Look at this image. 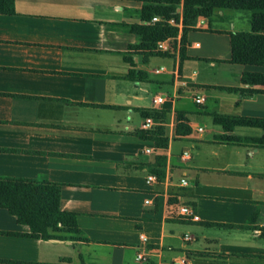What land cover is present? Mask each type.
I'll list each match as a JSON object with an SVG mask.
<instances>
[{
    "label": "crops",
    "instance_id": "crops-1",
    "mask_svg": "<svg viewBox=\"0 0 264 264\" xmlns=\"http://www.w3.org/2000/svg\"><path fill=\"white\" fill-rule=\"evenodd\" d=\"M237 13L248 27L201 19L195 31L250 32V13ZM150 22L132 0H15L14 14H0V175L61 183L60 207L77 213L87 238L33 237L0 207V264H264V129L214 119L264 120V83L242 80L264 66L201 59L192 31L182 60L183 23L174 57L146 56L123 26ZM194 59L214 76L184 75ZM132 69L141 75L130 78ZM185 205L198 220L180 213Z\"/></svg>",
    "mask_w": 264,
    "mask_h": 264
},
{
    "label": "trees",
    "instance_id": "trees-1",
    "mask_svg": "<svg viewBox=\"0 0 264 264\" xmlns=\"http://www.w3.org/2000/svg\"><path fill=\"white\" fill-rule=\"evenodd\" d=\"M142 2V19L150 22L153 16L163 19L182 15V36L179 55L182 60L187 55L188 33L195 30L201 19L212 21L221 10H244L250 13V32H230L231 63L239 65L264 66V0H132ZM15 0H0V14H14ZM122 27L119 24L115 27ZM123 27L134 33L140 40L132 49L145 51L146 56L174 57L178 51L177 36L179 26L165 20L149 24H126ZM167 41L169 50L159 51L158 43ZM131 62V58L126 57ZM141 75L132 69L130 78ZM242 80L247 83H264L263 73L245 72ZM232 89V88H227ZM179 126L185 120L178 113ZM216 122L225 128L234 125L259 126L264 129V120L259 118L232 117L214 114ZM180 131V130H179ZM160 143V142H159ZM62 184L49 180L46 176L37 178L9 177L0 175V207L17 217L21 224L29 225L33 237L81 238L87 240L78 226L77 213L61 209Z\"/></svg>",
    "mask_w": 264,
    "mask_h": 264
},
{
    "label": "rangeland",
    "instance_id": "rangeland-1",
    "mask_svg": "<svg viewBox=\"0 0 264 264\" xmlns=\"http://www.w3.org/2000/svg\"><path fill=\"white\" fill-rule=\"evenodd\" d=\"M234 17L233 22H230V19L227 20H220L217 16L213 17L211 24L212 27L217 29L220 28L225 31H231L239 29L241 26L248 27L250 23L246 18H238L239 14L237 12H246V11H231L225 10ZM245 32V31H244ZM189 41L199 42L201 44L200 47L192 48L191 52L194 53L197 57L208 58L214 57V55H220L223 58H231V49H230V38L228 32H210V31H203V30H194L190 35ZM201 59H194L184 63L183 65V74L187 76H192L193 72H200L204 73L205 71L211 72L212 77L214 76L215 67L209 65L206 62L208 60H201ZM187 94V98L182 99V103L186 104L187 107H193L194 102L192 101L189 91L185 92Z\"/></svg>",
    "mask_w": 264,
    "mask_h": 264
},
{
    "label": "built area",
    "instance_id": "built-area-1",
    "mask_svg": "<svg viewBox=\"0 0 264 264\" xmlns=\"http://www.w3.org/2000/svg\"><path fill=\"white\" fill-rule=\"evenodd\" d=\"M161 20H165L171 24H177L178 26H180L182 24V22L179 20L178 22L175 20V18H170V19H163L161 16H158V15H155L153 16V18L151 19V22H158V21H161ZM197 45L199 46V43H197ZM167 43L166 41H160L158 43V49H163V48H167ZM164 68H160V69H157L156 71L159 72L160 70H163ZM205 100V98L201 95H197L195 96V101L196 103H202L203 101ZM163 101V97H158L156 99V102H161ZM154 123V120L151 118V117H148L146 119V125L147 126H151L152 124ZM202 129V128H200ZM147 151H151L150 149H147ZM182 157L184 159H188L190 158V152L189 151H185L182 155ZM155 180H157V175L155 173H152L150 175L147 176V183H152L154 182ZM181 184H183L184 186H187L188 185V180L186 178H182L181 179ZM147 202H149V200H147ZM180 213L183 214V215H186L188 217H190L192 220H198L199 219V216L196 214L195 210L190 207V206H181L180 207ZM141 238L146 241L147 240V237L144 235V234H141ZM185 239H190L191 237L186 234ZM146 259V256L143 252H140L138 253L137 255V260H145ZM188 257L187 256H182L181 258H179L178 260H175L173 262V264H188Z\"/></svg>",
    "mask_w": 264,
    "mask_h": 264
}]
</instances>
